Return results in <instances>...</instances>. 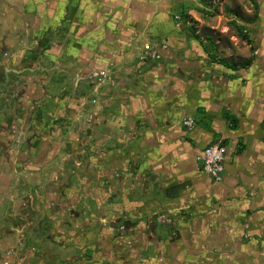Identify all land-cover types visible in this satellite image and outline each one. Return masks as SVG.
<instances>
[{"label":"crops","instance_id":"0c3cea01","mask_svg":"<svg viewBox=\"0 0 264 264\" xmlns=\"http://www.w3.org/2000/svg\"><path fill=\"white\" fill-rule=\"evenodd\" d=\"M166 1L0 0V262L28 227L12 221L23 205L71 206L69 173L90 187L103 172L112 188L98 199L118 207L108 214L128 216L129 231L151 224L152 264H264V0L253 60L236 70L176 26ZM147 43L166 46L158 61ZM95 71L113 84L92 92ZM213 141L225 150L218 183L196 159Z\"/></svg>","mask_w":264,"mask_h":264},{"label":"rangeland","instance_id":"374dc122","mask_svg":"<svg viewBox=\"0 0 264 264\" xmlns=\"http://www.w3.org/2000/svg\"><path fill=\"white\" fill-rule=\"evenodd\" d=\"M258 1L263 3V0ZM166 3L174 24L182 25L185 33L201 43L205 51L226 61L241 62L252 57L256 27L253 16L256 9L250 0H167ZM262 17L261 30H264V10ZM74 98L77 99L76 93ZM78 131L82 134L83 127H78ZM69 174L73 185H78L72 194L76 197L74 204L67 206L63 202L57 206L52 203L47 205L46 197L37 207L23 205L22 216L17 215L12 221L17 225L26 221L28 227L23 230V235L13 241L12 246L6 244L2 247L3 257L8 255L15 258L11 259L10 264H41L49 259H57L59 264H152L151 247H148L151 244L147 236L151 224L145 218L130 224L132 230L129 231L124 226V218L128 216L116 213L111 217L112 213L118 211V207L112 203L111 194L107 195L109 201L105 204L98 199L101 193L112 188L108 175L93 173L89 179L91 186L86 187L88 183L85 185L79 174ZM141 185L145 190V183L141 182ZM60 190L63 188L58 192ZM141 207L145 209L146 205ZM153 223L156 229L164 232L165 223ZM133 232H138L136 237L133 236L135 245L133 239H129ZM39 240L44 245L41 252L35 246L34 253L19 251L27 242ZM53 242L57 245L63 243L66 247L58 245L55 253L50 252L51 248H56H53Z\"/></svg>","mask_w":264,"mask_h":264},{"label":"built area","instance_id":"2783aa9c","mask_svg":"<svg viewBox=\"0 0 264 264\" xmlns=\"http://www.w3.org/2000/svg\"><path fill=\"white\" fill-rule=\"evenodd\" d=\"M164 44L150 45L146 44L144 46L145 54L152 60L158 61L161 58V50L165 49ZM91 81V86L88 89L92 92H96L98 86L104 81H109V85L113 84L112 79L108 76V73L103 71L92 72L89 76ZM87 91V88H86ZM82 95H86V92H82ZM91 104L96 103V98L89 99ZM182 125L187 130H192L195 126V122L191 117H185L182 120ZM224 147L217 141L210 142L206 147H204L201 153L197 156V163L201 169V172L209 177L213 182L218 183L222 180L224 173ZM163 222H169L165 216H160L159 219Z\"/></svg>","mask_w":264,"mask_h":264},{"label":"trees","instance_id":"16d2710c","mask_svg":"<svg viewBox=\"0 0 264 264\" xmlns=\"http://www.w3.org/2000/svg\"><path fill=\"white\" fill-rule=\"evenodd\" d=\"M250 1L253 3L254 8L257 9V2H256V0H250ZM256 18H257V11H256V13L253 16V22L256 20ZM208 53H209V51H208ZM210 58H211V60L213 62L220 63L221 65H223V66H225L227 68H230L232 70H236L237 68H246V67H248L251 64V62L253 60V58L250 57V58H248V59H246L244 61H241V62L226 61V60H222L220 58H217L213 54H211Z\"/></svg>","mask_w":264,"mask_h":264},{"label":"flooded vegetation","instance_id":"af4514ba","mask_svg":"<svg viewBox=\"0 0 264 264\" xmlns=\"http://www.w3.org/2000/svg\"><path fill=\"white\" fill-rule=\"evenodd\" d=\"M81 95H82V92L80 93V91H79L80 99H81ZM25 247H26V246H23V245H22V249H25ZM19 251L21 252V250H19ZM12 252H13V251L11 250L10 253H12ZM7 256H8V255H6V256L4 257L5 260H6V257H7ZM4 264H7V263H4ZM8 264H10V262H9Z\"/></svg>","mask_w":264,"mask_h":264}]
</instances>
